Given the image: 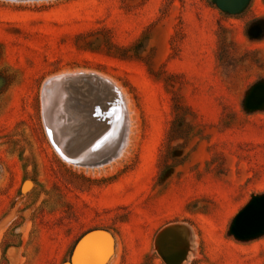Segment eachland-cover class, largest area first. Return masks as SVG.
Instances as JSON below:
<instances>
[{
  "label": "rangeland",
  "instance_id": "obj_1",
  "mask_svg": "<svg viewBox=\"0 0 264 264\" xmlns=\"http://www.w3.org/2000/svg\"><path fill=\"white\" fill-rule=\"evenodd\" d=\"M71 71L126 96L132 132L111 162H66L46 134L63 123L47 83ZM260 83L264 0H0V264H74L96 230L111 239L101 264H169L155 239L172 223L188 231L167 259L190 246L177 264H264V231L231 232L264 195V104L246 105ZM165 154L178 165L163 171Z\"/></svg>",
  "mask_w": 264,
  "mask_h": 264
},
{
  "label": "water",
  "instance_id": "obj_2",
  "mask_svg": "<svg viewBox=\"0 0 264 264\" xmlns=\"http://www.w3.org/2000/svg\"><path fill=\"white\" fill-rule=\"evenodd\" d=\"M220 8L234 11L245 0H216ZM51 90L54 97L63 93L61 116L63 123L58 132L63 138L60 144L46 126V134L58 155L72 164L99 166L111 162L120 154L128 142L130 119L127 105L120 89L114 82L98 73L88 71L63 72L51 77ZM48 91L42 86L43 120L50 107L45 104ZM264 104V84L255 85L247 97L246 105L257 108ZM52 111V110H51ZM110 147L103 143L111 135ZM98 151L89 158V151ZM179 229H186L182 223H172L162 228L155 239V247L169 264H177L167 259L172 254L173 244L170 235ZM188 231V230H187ZM264 231V195L254 196L235 217L231 232L238 238H251ZM171 243V246L168 245ZM110 236L101 230L91 231L77 243L73 252L74 264H101L110 252Z\"/></svg>",
  "mask_w": 264,
  "mask_h": 264
},
{
  "label": "bare ground",
  "instance_id": "obj_3",
  "mask_svg": "<svg viewBox=\"0 0 264 264\" xmlns=\"http://www.w3.org/2000/svg\"><path fill=\"white\" fill-rule=\"evenodd\" d=\"M51 84H53V79L52 80H49V82L47 83V87L48 88H50L51 89ZM116 85V84H115ZM45 89H46V87H45ZM121 92H123V91H121ZM123 94V93H122ZM61 96L63 97V93L61 92ZM126 97V96H125ZM125 97H123V98H125ZM125 102H126V100H125ZM56 105V104H55ZM126 105H127V103H126ZM61 106V105H60ZM59 107V106H58ZM60 108V107H59ZM128 110V109H127ZM129 111V110H128ZM131 111V110H130ZM131 113L132 112H128V115L130 114L131 115ZM129 115V116H130ZM130 118V117H129ZM131 120V119H130ZM132 121V120H131ZM130 123H132V122H130ZM132 126V125H131ZM131 129V127L129 126V134H130V130ZM132 132V131H131ZM60 136V135H59ZM56 140L57 141H59V143L60 144H62L63 142V138L62 137H60V138H56ZM129 142V141H128ZM127 142V143H128ZM127 143L125 144V145H123L122 146V148H121V152H120V154H118V155H116V156H114V158H116V157H119L120 155L122 156V153H123V151L125 150V148L127 147ZM126 151V150H125ZM124 151V152H125ZM113 158V160H115ZM117 161V160H116ZM70 163V162H69ZM183 240V237H182V235H181V232L179 231V230H176V231H174L171 235H170V242L172 243V244H174V245H178V242L179 241H182ZM191 240V239H190ZM191 242V241H190ZM190 244V243H189ZM192 245V244H191ZM179 247H182L183 249H182V252H181V254H180V256L177 258V259H175V261H177V263L178 262H180L182 259H184V260H186V258H187V255L190 253V246L188 245H186V244H184V245H180ZM181 251V250H180ZM192 251V250H191ZM111 257V256H110ZM184 260H182V261H184ZM103 264H105V263H103Z\"/></svg>",
  "mask_w": 264,
  "mask_h": 264
},
{
  "label": "trees",
  "instance_id": "obj_4",
  "mask_svg": "<svg viewBox=\"0 0 264 264\" xmlns=\"http://www.w3.org/2000/svg\"><path fill=\"white\" fill-rule=\"evenodd\" d=\"M179 106L181 105V108L183 107L181 103L178 104ZM183 110H184V107H183ZM184 117L182 118L181 116H175L174 119L171 120V128L170 130L168 131V134H170L169 136V142H172V141H175V140H178L180 137L177 136V133L181 132V129L180 130H176V126L179 122L181 121H184ZM163 164H162V168H163V171L164 170H167L169 168H171L172 166H176L178 164H169V156L165 154V156H163ZM165 163V164H164ZM165 165V166H163Z\"/></svg>",
  "mask_w": 264,
  "mask_h": 264
}]
</instances>
